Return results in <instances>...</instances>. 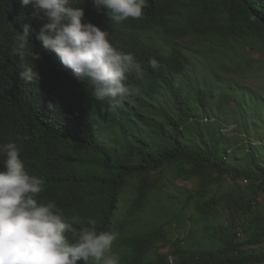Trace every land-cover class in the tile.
<instances>
[{
    "label": "trees",
    "instance_id": "1",
    "mask_svg": "<svg viewBox=\"0 0 264 264\" xmlns=\"http://www.w3.org/2000/svg\"><path fill=\"white\" fill-rule=\"evenodd\" d=\"M73 6L114 47L134 54L146 75H129L134 91L112 109L43 46L42 15L20 0H0V145L17 143L26 170L44 180L37 199L54 201L84 226L95 219L98 231L116 227L120 264H170L164 227L148 228L142 218L167 186L154 175L196 178V190L185 193L196 214L187 236L173 242L176 264H264V91L215 71L243 69L249 53L264 57V0H148L142 18L119 24L92 0ZM24 24L40 55L26 57L40 77L27 85L12 54ZM188 37L207 42L214 56L183 46ZM152 58L158 70L149 67ZM196 61L209 73L195 70ZM229 176L249 182L248 198L219 192Z\"/></svg>",
    "mask_w": 264,
    "mask_h": 264
},
{
    "label": "clouds",
    "instance_id": "2",
    "mask_svg": "<svg viewBox=\"0 0 264 264\" xmlns=\"http://www.w3.org/2000/svg\"><path fill=\"white\" fill-rule=\"evenodd\" d=\"M75 3L20 0L22 6H31L47 21L38 35L43 46L55 53L78 81H87L95 100H107L115 109L134 91L126 84L129 75L142 80L145 68L134 54L114 47L107 31L84 23L85 12L74 7ZM92 4L119 24L142 18L148 0H92ZM30 29V24H24L23 31H17L12 48L20 61L19 78L26 85L40 79L26 59H40L30 48ZM148 65L153 70L161 66L155 58ZM0 156L4 157L0 169V264H120L113 251L118 232L98 231L93 218L84 226L79 217L66 215L54 201L38 200L45 182L26 170L17 143L0 145Z\"/></svg>",
    "mask_w": 264,
    "mask_h": 264
},
{
    "label": "rangeland",
    "instance_id": "3",
    "mask_svg": "<svg viewBox=\"0 0 264 264\" xmlns=\"http://www.w3.org/2000/svg\"><path fill=\"white\" fill-rule=\"evenodd\" d=\"M181 43V42H180ZM183 46H189L190 48H194L197 51H200L202 54L205 50L207 56H214L210 52V55L207 50V42L200 41L194 38H185L183 40ZM181 43V45H182ZM246 58L249 59V65L244 66L243 69L239 67H235L232 71H225L219 68H216L215 71L217 74L226 77H232L235 80H238L240 83H244L247 86L253 87L255 89H259L264 91V57H260L259 54H247ZM203 57L200 59V61ZM203 60L202 64L206 66V62ZM200 64L199 61H196L193 65V68L197 71H202L204 66ZM207 72V68H204ZM204 72V71H202ZM208 120V119H206ZM232 127L227 128L225 133H229ZM162 175L167 179V186L164 191L160 193L153 203L148 206L144 214L142 215L143 222L147 224L148 228L152 227H164V233L167 240V245L162 249V254L169 255L171 257L170 264H176V257L171 255L174 251L173 242L177 240L179 237H186L191 226L192 222L190 218L196 214L194 206L192 204L186 205V192L188 190L194 191L198 187V180L193 178L191 180L185 179H174L170 172H159L154 175V178ZM249 182L244 179H235L231 176L227 177V181L224 186L219 189V192L224 191H238L239 193H244L245 197H247V186ZM216 190V188L214 189ZM130 197V193L126 194V197L123 198L120 203L119 210L116 214V219H120L124 214L127 207V198ZM259 199L264 207V193H260ZM158 200V202H157ZM158 208V209H156ZM223 219L225 223H229V218H225L223 215ZM222 220V219H221ZM220 220V221H221ZM116 228V227H115ZM113 227L112 230L114 231ZM113 251L119 256L121 251L117 248L113 247Z\"/></svg>",
    "mask_w": 264,
    "mask_h": 264
}]
</instances>
